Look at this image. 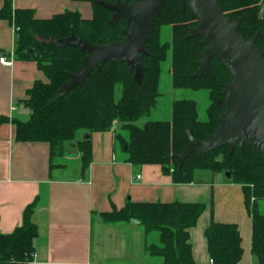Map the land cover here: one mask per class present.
<instances>
[{"label":"trees","instance_id":"obj_1","mask_svg":"<svg viewBox=\"0 0 264 264\" xmlns=\"http://www.w3.org/2000/svg\"><path fill=\"white\" fill-rule=\"evenodd\" d=\"M73 1L91 3L93 18L86 20L78 12L66 11L47 20H38L33 11L14 10L13 1L4 0L0 20L19 28L15 58L36 62L45 81H36L22 101L24 109L30 113L17 114L11 119L0 117V126L5 123L14 125L18 142L47 144L52 168L54 159L64 156L66 144L76 140L82 172L85 173L92 162V142L91 139H77L78 133L113 131L115 145L125 154L126 162L133 166L159 165L176 184L191 183L196 171L229 173L228 180L241 186L244 192L252 222L253 261L264 264V212L259 206V201L264 200L262 154L246 142L243 151L236 144L232 152L229 146H224L208 153L205 158L194 152L183 166L173 158L180 156L188 146L187 131L190 128L199 141L216 133L219 127L217 118L226 107L223 87L231 83L230 71L217 58L211 61L209 70L202 77L191 78L199 68V53L206 46L201 44V36L185 39L189 30L198 25L189 7L183 14L178 0H167L148 44L149 55L143 59L145 72L141 87L135 82L130 68L117 60L102 64L100 70L95 69L86 85L57 96L70 75L82 66L86 55L75 48L61 50L44 44L38 40L39 36L63 39L73 30L78 38L90 44L94 45L100 39L104 44H110L121 41L123 32L128 29L124 20L114 28L108 26L112 13L101 7L99 1L112 3L115 0ZM219 4L231 21L244 17L238 33L246 40L258 34L256 48L264 58V11L260 15L264 0H220ZM164 25L172 30L168 41H162L159 32V27ZM168 58L174 88L208 92L207 118L200 119L197 102L183 99L173 102L169 120H147L144 126H140L138 122L148 118L157 105L162 63ZM35 206L33 203L26 208L22 224L14 232H0V264H30L34 261V242L39 235V228L32 221ZM205 210L204 203L130 201L120 210L99 216L108 225L130 221L140 224L145 235L146 264H197L190 243V230L197 226ZM153 233H157V242L149 241ZM205 238L208 254L215 264L241 263L244 251L236 224L212 220L205 230Z\"/></svg>","mask_w":264,"mask_h":264},{"label":"crops","instance_id":"obj_2","mask_svg":"<svg viewBox=\"0 0 264 264\" xmlns=\"http://www.w3.org/2000/svg\"><path fill=\"white\" fill-rule=\"evenodd\" d=\"M14 10H31L38 20L66 11L93 18L89 2L73 0H12ZM4 0H0V9ZM14 24L0 20V57L11 58L16 50ZM38 80L45 81L37 63L17 60L0 63V117H16L27 92ZM16 107V112L12 111ZM117 126V125H116ZM11 123L0 126V232L11 234L22 224L26 208L35 203L32 221L39 228L30 264H146L144 231L137 221L104 224L102 213L136 203H204L198 226L190 230V243L197 264H209L205 230L212 220L239 227L244 251L240 264L254 262L251 255L252 222L241 186L221 177H197L176 184L159 165L133 166L120 154L114 132L84 133L90 137L92 162L82 172L76 145L66 146L63 157L51 167L49 146L21 143ZM77 161V162H76ZM74 162L75 165H72ZM222 174V173H218ZM141 176V179L137 177ZM216 178H219L216 180ZM204 220L203 223L201 220Z\"/></svg>","mask_w":264,"mask_h":264},{"label":"water","instance_id":"obj_3","mask_svg":"<svg viewBox=\"0 0 264 264\" xmlns=\"http://www.w3.org/2000/svg\"><path fill=\"white\" fill-rule=\"evenodd\" d=\"M167 0H115L112 3L99 1L101 7L112 13L108 22L114 28L124 20L128 29L123 39L104 44L100 39L90 44L78 38L72 30L69 37L57 39L39 36L38 40L57 49L75 48L86 55L82 66L60 88L57 96L65 95L77 86L86 85V80L105 63L117 60L126 64L138 87H141L145 68L143 59L149 55L148 44L155 30L156 20L161 16ZM182 13L189 7L196 18L197 27L191 28L186 40L203 37L201 44L206 46L199 53L198 70L191 78L202 77L211 61L217 58L231 73V83L224 85L222 95L226 98L225 111L217 118L219 127L207 140L199 141L190 128L187 131L189 143L180 156L173 158L183 166L188 156L198 152L203 158L212 151L229 146L231 152L236 144L243 151L246 142L250 143L264 157V58L256 48L258 34L246 40L239 34L244 17L231 21L224 14L220 0H178ZM29 53L34 54L33 51ZM28 109H20L18 114L28 115ZM86 139H90L89 136ZM226 176L229 178L230 174Z\"/></svg>","mask_w":264,"mask_h":264},{"label":"rangeland","instance_id":"obj_4","mask_svg":"<svg viewBox=\"0 0 264 264\" xmlns=\"http://www.w3.org/2000/svg\"><path fill=\"white\" fill-rule=\"evenodd\" d=\"M264 11V6L260 12V15L262 16V12ZM159 32L161 35V39L162 41H168L171 38V27L170 26H161L159 27ZM171 70V61L170 58H168V60H166L165 62L162 63V72H161V76H160V86H159V98H158V102L156 107L153 109V111L151 112V115L148 118H143L138 122V125L140 126H144L145 122H147V120H169L171 118L172 115V104L173 102L177 101V100H183V99H187V100H193L195 102H197L198 105V111H199V117L201 120H206L207 116H206V111L207 108L209 107V97H208V92L206 91H192V90H185V89H176L173 87L172 85V74L170 72ZM23 120H26V118H24ZM85 133V131H81L78 133L77 135V139H80L82 137V135ZM76 145V150L77 149V142L76 140L71 142V143H67V145L70 144H74ZM66 150V147H65ZM118 152L120 154H123L121 148L119 147ZM63 157V156H62ZM57 159V158H56ZM56 159H54V162L56 161ZM77 162V161H76ZM74 162L72 165H75ZM227 173H222V174H218V173H212L210 171H201L198 173L197 177H201L202 179L207 180H214V177H221V179L227 181ZM219 178H216V180ZM259 206L261 207V210L264 212V200L259 201ZM203 219L201 220V222L199 223H203ZM199 225V224H198ZM197 225V226H198ZM158 236L157 233H153L151 235V237L149 238L150 242H157ZM153 260L151 259V262ZM157 261V260H155Z\"/></svg>","mask_w":264,"mask_h":264},{"label":"built area","instance_id":"obj_5","mask_svg":"<svg viewBox=\"0 0 264 264\" xmlns=\"http://www.w3.org/2000/svg\"><path fill=\"white\" fill-rule=\"evenodd\" d=\"M16 33L19 31V28L14 27ZM14 61H15V55L14 53H12L11 58L8 59L7 57L3 56L0 57V63L2 65H5L7 67H12L14 65ZM17 108L16 107H12V111L16 112ZM138 179H141V176L137 177ZM209 264H215V261L213 259H210ZM249 264H255L254 262L249 263Z\"/></svg>","mask_w":264,"mask_h":264}]
</instances>
